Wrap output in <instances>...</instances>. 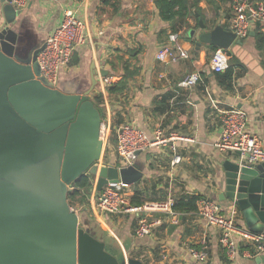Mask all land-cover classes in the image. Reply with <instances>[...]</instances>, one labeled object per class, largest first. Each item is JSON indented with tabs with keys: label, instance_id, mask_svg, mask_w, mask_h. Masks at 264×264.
Returning a JSON list of instances; mask_svg holds the SVG:
<instances>
[{
	"label": "crops",
	"instance_id": "obj_1",
	"mask_svg": "<svg viewBox=\"0 0 264 264\" xmlns=\"http://www.w3.org/2000/svg\"><path fill=\"white\" fill-rule=\"evenodd\" d=\"M157 0H29L15 30L23 51L40 47L53 34L64 13L72 12L85 26L86 43L78 47L70 64L59 74L57 87L66 92H84L96 85L91 97L103 124L104 159L116 166L115 131L129 123L153 138L155 131L174 133L192 142L177 141L181 162L171 165L168 146L151 147L139 154L137 163L143 175L130 185L145 203L165 202L182 196H198L217 203L223 214L235 208V224L248 231L238 206L222 201L226 162L239 161L236 152H219L214 148L221 133L220 112L241 109L247 115V130L256 134L264 150V26L253 23L244 38H236L226 51L232 77L228 83L211 71L210 59L216 47L201 43L200 36L218 26L231 29L232 0H196L194 14L185 25L182 21H165L158 14ZM262 2L264 0H249ZM173 27L190 58L177 64L156 60L157 52L167 44ZM239 42L236 43V42ZM199 44V45H198ZM219 47H216V49ZM192 73L201 81L192 88L179 84ZM225 73V72H224ZM108 79L111 85L104 83ZM121 83V84H120ZM120 84V85H119ZM116 85L118 90L108 88ZM96 180L81 206L84 220H94L96 234L110 246L119 261L135 260L141 264H255V243L236 235L238 251L233 259L225 256L219 243V229L210 226L194 212H164L150 215L158 222L149 236L136 237L135 215L111 216L95 208ZM95 184V185H94ZM95 187V188H94ZM144 203V204H145ZM206 239L209 250L204 262H193L189 249H198Z\"/></svg>",
	"mask_w": 264,
	"mask_h": 264
},
{
	"label": "water",
	"instance_id": "obj_2",
	"mask_svg": "<svg viewBox=\"0 0 264 264\" xmlns=\"http://www.w3.org/2000/svg\"><path fill=\"white\" fill-rule=\"evenodd\" d=\"M21 11L0 0V264H141L119 261L67 196L85 174L100 191L139 182L142 167L137 160L126 168L99 166L104 142L90 98L95 79L84 92H66L40 77L42 46L23 51L15 30ZM235 39L221 26L200 36L223 50ZM224 171L221 200L238 206L249 232L264 234V162H226ZM255 264H264V255Z\"/></svg>",
	"mask_w": 264,
	"mask_h": 264
},
{
	"label": "built area",
	"instance_id": "obj_3",
	"mask_svg": "<svg viewBox=\"0 0 264 264\" xmlns=\"http://www.w3.org/2000/svg\"><path fill=\"white\" fill-rule=\"evenodd\" d=\"M10 4L18 10L27 7L29 0H9ZM232 25L231 31L236 38L247 36L250 26L259 23L264 26V4L262 2H250L249 0H232ZM84 23L72 12H65L62 21L42 45L37 56L40 67V77L49 85L56 87L59 74L71 61L72 55L78 47L86 43ZM190 58L189 51L183 47L180 35L171 32L167 36V44L156 54V60L163 64H177ZM211 71L215 74L226 72L229 68L228 56L225 50L217 48L210 59ZM201 81L199 73H192L180 82L184 88H192ZM104 83L111 85L108 79ZM221 133L214 144L219 152H236L239 161L245 166L257 165L264 162V150L262 142L256 134L247 130V115L241 109L231 108L220 112ZM103 124H101V135ZM192 142L189 138L178 136L174 133L164 135L160 130L155 131L153 138L132 124L124 123L115 131V153L117 156V168L131 166L139 154L151 147L168 146L172 152L171 165L181 162L175 142ZM130 185L122 182L108 183L100 191L96 192L95 208L102 214L111 216L135 215L137 217L136 237L149 236L158 222H151L150 215L155 212H164L176 217L177 212L172 210L174 200L169 198L165 202L145 203L143 206H133L124 194L129 192ZM196 214L210 226L219 229V243L225 256L235 258L238 246L236 235L256 245L258 254L264 253V234H254L239 229L235 224L236 210L232 208L223 214L217 203L208 199H200L197 202ZM209 246L204 238L198 249H189V255L193 262H204L208 258ZM193 264V263H188Z\"/></svg>",
	"mask_w": 264,
	"mask_h": 264
},
{
	"label": "trees",
	"instance_id": "obj_4",
	"mask_svg": "<svg viewBox=\"0 0 264 264\" xmlns=\"http://www.w3.org/2000/svg\"><path fill=\"white\" fill-rule=\"evenodd\" d=\"M196 4V0H157L156 6L158 9V14L162 20L165 21H182L185 25H189V20L194 16L192 12L191 4ZM194 18V17H193ZM172 32H176L173 27ZM213 52L216 47L210 48ZM223 82L228 83L232 77V70L228 68L225 73H223ZM220 77L221 75L218 74ZM121 84V83H120ZM119 84V85H120ZM110 92L118 90L116 85H112L108 88ZM91 98V101L96 106V99ZM98 109V108H97ZM94 177L85 174L81 176L78 180L73 182L68 189L67 202L70 207L73 206H85L88 202V196L93 188ZM126 199L133 206H143L145 201L142 200L140 193L137 190L126 192L124 194ZM200 200L198 196H182L179 199H175L172 205V210L174 212H195L197 210V202ZM92 225H95L91 222ZM95 227V226H94ZM110 246V245H109Z\"/></svg>",
	"mask_w": 264,
	"mask_h": 264
},
{
	"label": "rangeland",
	"instance_id": "obj_5",
	"mask_svg": "<svg viewBox=\"0 0 264 264\" xmlns=\"http://www.w3.org/2000/svg\"><path fill=\"white\" fill-rule=\"evenodd\" d=\"M104 155H107V156H109V153H107L106 152V150L104 151L103 150V156H102V158H101V160H100V162L102 163H106L107 162V164L109 163V160H107V158H106V160L104 159ZM99 162V163H100ZM104 166V165H103ZM105 166H108V165H105ZM96 180V179H95ZM96 183V182H95ZM95 185V184H94ZM95 188V187H94ZM74 211H76V213L79 215V217H80V220H81V222H82V217H83V215H82V213H81V206H73V207H71ZM90 222H92V223H94V220H93V218H90ZM94 226V225H93Z\"/></svg>",
	"mask_w": 264,
	"mask_h": 264
}]
</instances>
